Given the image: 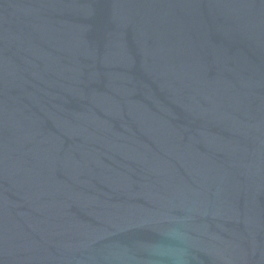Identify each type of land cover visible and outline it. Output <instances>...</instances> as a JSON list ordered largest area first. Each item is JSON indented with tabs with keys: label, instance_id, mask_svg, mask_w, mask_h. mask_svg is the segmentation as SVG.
I'll use <instances>...</instances> for the list:
<instances>
[{
	"label": "water",
	"instance_id": "obj_1",
	"mask_svg": "<svg viewBox=\"0 0 264 264\" xmlns=\"http://www.w3.org/2000/svg\"><path fill=\"white\" fill-rule=\"evenodd\" d=\"M0 264H264V0H0Z\"/></svg>",
	"mask_w": 264,
	"mask_h": 264
}]
</instances>
